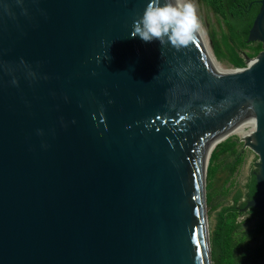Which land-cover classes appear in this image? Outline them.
Here are the masks:
<instances>
[{
	"label": "water",
	"instance_id": "95a60500",
	"mask_svg": "<svg viewBox=\"0 0 264 264\" xmlns=\"http://www.w3.org/2000/svg\"><path fill=\"white\" fill-rule=\"evenodd\" d=\"M146 4L0 0V264H212L209 159L250 121L264 213V0L262 51L225 71L200 24L133 37Z\"/></svg>",
	"mask_w": 264,
	"mask_h": 264
},
{
	"label": "trees",
	"instance_id": "16d2710c",
	"mask_svg": "<svg viewBox=\"0 0 264 264\" xmlns=\"http://www.w3.org/2000/svg\"><path fill=\"white\" fill-rule=\"evenodd\" d=\"M199 1L222 29L221 42L213 44L216 61L227 62L232 69L245 68L244 55L254 58L262 51L260 43L247 41L261 0ZM241 146L236 137L227 138L212 151L207 167L206 207L213 216L209 228L212 264H264V213L245 207L256 196L257 170L242 188L234 189L232 181L244 161ZM241 216L245 218L239 221Z\"/></svg>",
	"mask_w": 264,
	"mask_h": 264
},
{
	"label": "clouds",
	"instance_id": "9594fccd",
	"mask_svg": "<svg viewBox=\"0 0 264 264\" xmlns=\"http://www.w3.org/2000/svg\"><path fill=\"white\" fill-rule=\"evenodd\" d=\"M198 29L192 0H147L142 14L133 19L130 34L145 43L181 49L195 39Z\"/></svg>",
	"mask_w": 264,
	"mask_h": 264
},
{
	"label": "rangeland",
	"instance_id": "374dc122",
	"mask_svg": "<svg viewBox=\"0 0 264 264\" xmlns=\"http://www.w3.org/2000/svg\"><path fill=\"white\" fill-rule=\"evenodd\" d=\"M192 2L195 5L196 8V16L198 19V23L200 24L201 28L204 31L206 42L208 45V50L211 51L212 56L213 55V44L215 42H221L222 37V29L220 28V24L216 17L212 14L211 11H209L199 0H192ZM215 58V57H214ZM218 62V61H217ZM218 66L223 68V70L232 69L231 66L227 62H218ZM221 68V69H222ZM231 126L230 123L225 124L222 129L227 128ZM241 129H243L245 132L250 130L251 124L250 123H244L242 126H239ZM231 133L230 137H236L238 140H242L243 137L238 136L237 134ZM241 150L244 153V161L238 168L237 172L235 173L233 177V184L235 185V188L243 187L246 182L248 181L250 175L252 172L257 170V156L248 148L243 147V143H241ZM220 184V183H219ZM222 201V199H221ZM206 216H207V223H208V230L212 225V218L213 216H210L208 213V208L206 207ZM245 218V216L239 217V221H242ZM252 224H250L251 226Z\"/></svg>",
	"mask_w": 264,
	"mask_h": 264
},
{
	"label": "bare ground",
	"instance_id": "6f19581e",
	"mask_svg": "<svg viewBox=\"0 0 264 264\" xmlns=\"http://www.w3.org/2000/svg\"><path fill=\"white\" fill-rule=\"evenodd\" d=\"M208 46V45H207ZM209 49V48H208ZM209 54H210V56L213 58V60L216 62V64L218 63L217 61H216V59L212 56V54H211V51L209 50ZM218 65V64H217ZM220 66V65H219ZM222 68V67H221ZM220 68V69H221ZM222 71H225V70H223V68L221 69ZM248 123H250L251 124V127H250V130H248L247 132H245L243 129H241L240 127H238V128H236L234 131H232V133L233 134H237L238 136H240V137H243V136H245V135H247L248 133H250V132H253V130H254V121H250V122H248ZM232 134V135H233ZM231 135V134H230Z\"/></svg>",
	"mask_w": 264,
	"mask_h": 264
}]
</instances>
